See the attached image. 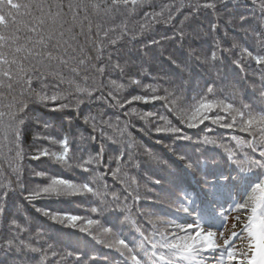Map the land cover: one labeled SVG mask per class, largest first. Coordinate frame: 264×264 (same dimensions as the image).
<instances>
[{
  "label": "snow or ice",
  "instance_id": "6c2138e0",
  "mask_svg": "<svg viewBox=\"0 0 264 264\" xmlns=\"http://www.w3.org/2000/svg\"><path fill=\"white\" fill-rule=\"evenodd\" d=\"M229 3L230 0H161L158 5L155 0H30L28 3L0 0V27L7 28L10 21L16 23L13 9L28 17L22 28H16L12 35L5 36L0 32V65H8L7 70L0 67V87L11 89L14 83L26 84L36 101L54 104L51 111H65L73 104L79 109L80 105L93 100L104 105L96 114L89 112L83 117L82 124L85 129H90V133L87 136L80 133L79 145L70 133L53 134L42 117H31L41 131L33 138L28 158L46 163L49 170H33V178L46 183L30 188L21 183L20 162L25 154L19 144V125L23 124L29 104L22 99H14L8 105L9 112L0 111V120L7 115L10 121L12 140L9 141V152L14 151L15 157L9 166L16 177L15 185L21 193H26L20 199L31 205L40 217L50 221L47 225L41 224L39 218L29 221L23 215L24 205H16V213L8 221V236L6 239L0 237V253L7 258L4 264H24L16 257L44 252L43 247L35 244L47 243L43 239L47 235L43 229H54L57 225L67 231L73 246L77 247V264H95L96 258L88 256L89 237L104 243L100 236L112 237L106 246L124 258L123 264H209V255L214 264H264V74L260 77L259 98L252 104L241 102L237 107L234 96L232 102H227V96L217 98L214 81L203 90V94L193 97L191 104L181 108L183 81L176 85L169 78L150 77L144 67L154 60L167 61L177 68L181 65L188 68L195 62L205 65L209 74L215 72L221 78L217 64L238 47L235 43L229 48L223 46L229 38V30L237 22L244 25L249 20L248 16L230 12ZM6 7L9 9L7 13ZM257 7L259 15L255 25H248L243 31L254 34L259 49L254 55L247 48H242L240 56L241 60L245 56L254 60L264 71V0H259ZM21 9L24 10L22 13ZM141 12L140 20L129 26V19ZM177 14L183 15L178 24L175 23ZM117 17L121 18L119 23L115 22ZM160 24L170 29L171 34L150 39L142 49L127 47L128 43L134 44ZM205 29L213 37L210 56L192 46L205 34ZM216 33H223V38ZM121 44L125 46L121 47ZM168 45L172 46L171 51ZM6 48L9 51H5ZM89 48L95 50V56L89 55ZM114 73L119 75V80L111 79ZM105 76L108 77L106 81L102 79ZM49 77L58 81L52 85L54 91L49 92V86L43 83L39 91L31 88L34 79L42 82ZM145 77L175 86L169 89L159 83L143 85ZM65 83L75 91V99L71 103L64 102L68 94L60 91V85ZM131 87H140L146 94L126 97L124 94ZM160 91L164 95H159ZM157 101L163 102L167 112L187 128H198L209 121L227 129L239 127L241 132L248 133L250 139L233 136V146L221 144L206 134L192 141L184 134L183 128L173 125L167 116L140 112L133 107L137 103ZM253 105L260 110L255 111ZM125 106L129 110L122 113L123 121L120 116L114 120L111 117L104 119L106 109H124ZM13 107L14 111L11 110ZM133 118L145 124V127L137 129L138 132L148 135L146 128L155 121V132L165 134L172 142L163 144L157 140L155 143L161 144L164 151L157 154L145 148L143 158L139 157L135 150L140 145L132 132L136 128ZM98 138L110 144L119 156L109 157L106 163L104 157L108 148L104 142L97 145L95 152L90 151L89 146L96 144ZM215 148L223 149L227 168L217 165L216 154L211 152ZM205 155L211 159V166L209 159H201ZM111 163L116 164L114 169L109 167ZM140 167L159 176V179L150 181L154 185L162 187V181L169 185L166 197L169 212L163 215L148 213L151 217L147 220L150 231L142 229L132 215L133 208L142 197L136 177L130 175V168ZM54 169H58L57 174H52ZM69 174L75 175L69 179ZM109 175L118 180L120 191L110 190L106 183ZM181 176L199 177L197 184L203 200L197 203L199 193L190 190L191 186L185 184ZM16 190L13 181L0 175V216L6 212L9 192ZM234 191L246 194L243 202L232 197ZM225 194L231 199H226ZM81 196L91 197L86 201L95 205L88 209L90 213H108L104 218L111 227H104L97 219L71 212L35 208L37 201ZM149 203L155 204V201ZM233 212L243 213L245 219L235 215L229 229V216ZM180 214L194 216L195 222L181 223ZM140 215L145 213L138 212L137 216ZM18 217L24 220V226ZM33 223L37 231L31 234ZM125 226L135 229L138 241L121 238ZM77 229L86 235H78L74 231ZM25 233H29L27 238ZM236 240L246 241V250L237 247ZM81 244L84 250L79 249ZM36 264H45V258L41 256Z\"/></svg>",
  "mask_w": 264,
  "mask_h": 264
},
{
  "label": "trees",
  "instance_id": "16d2710c",
  "mask_svg": "<svg viewBox=\"0 0 264 264\" xmlns=\"http://www.w3.org/2000/svg\"><path fill=\"white\" fill-rule=\"evenodd\" d=\"M13 2H21L28 3L30 0H13ZM158 5L161 0H155ZM167 2V0H164ZM259 0H230L228 4V10L230 12H234L235 14L248 16L249 20L247 24L241 25L240 23H236L229 30V38L224 43V47L229 48L233 43L237 44L238 47L234 52L230 54H226L221 63L217 64V67L221 69V78H218L213 72L209 74L208 69L205 65L197 64L192 62L191 66L185 68L181 65L180 68H177L167 61H159L154 60L151 61L150 64H145L144 67L150 73V77H162L169 78L175 81V84L178 85L183 81V103L180 104L181 108L186 107L188 104L192 103V98L198 96V94H203V90H205L209 84L214 83V87L217 90V98L224 99L226 96L229 97L227 102H232V97H235L236 106L239 107L240 103L252 104L254 99L259 98L260 89V77L264 74V71L261 70V66L257 65L254 60L248 59L246 56L241 60V49L247 48L249 51H252L255 55L259 49V44L257 43V39L254 34L250 31L249 33H245L243 28L248 27V25H255L256 17H258V5ZM9 9L5 8V13H7ZM148 9H145L147 11ZM158 10V9H157ZM14 14H16V23L9 22V26L7 28L0 27V32H3L5 36H10L14 33L16 28H22L25 21H27L28 17L16 13V11L12 10ZM24 10L21 9L22 13ZM143 16L141 12L138 16H133L129 19V26H132L136 21L140 20ZM120 17L116 18V23H119ZM183 19L182 14H177L175 23H179V21ZM165 34H171L170 29L166 28L163 24L154 26L153 30L143 38L139 39L134 44L128 43V48L133 49H142L143 45L148 43L150 39H160L161 36ZM21 35L23 33L21 32ZM215 35L223 38V33H216ZM81 42L83 43V37L81 38ZM213 44V37L211 34H207V29H205V34L201 36V38L193 43V47L197 48L200 51H203L204 54L209 55ZM124 47V44L120 45ZM170 51L172 50V46L168 45ZM187 47V45H185ZM5 51H9V49H5ZM200 51L197 54H200ZM167 54V53H166ZM89 55L95 56V50L89 48ZM177 55H180L177 52ZM107 53H105L106 59ZM134 59L136 57H133ZM115 59V58H114ZM233 61H240L238 64H234ZM94 63H97L95 60ZM27 63V62H26ZM97 66L99 64L97 63ZM4 70L8 69V65H0ZM14 68V66H13ZM226 76L227 78H222ZM150 77H145L142 80L143 85L147 84H161L164 88L174 87L175 85H169L163 83V80H153ZM97 79H101L97 77ZM105 81L108 79L107 76L103 77ZM113 80H119V75L114 73L111 76ZM79 82V81H78ZM7 83V81H5ZM48 85V91L52 92L55 89L52 85L58 83L54 78H46L42 82L34 79L31 85V88L34 91H39L41 89V85ZM89 84L92 83V80L89 79ZM255 85V89L253 88ZM83 86V85H82ZM60 91L68 94L67 100L65 103H71L75 99V91L74 88L69 86L68 84L60 85ZM22 93V95H21ZM137 94H146L141 92L140 87H131L124 94L126 97H130L131 95ZM159 95H164L163 91L158 93ZM179 96V93L177 94ZM24 100L29 104V108L27 110V115L23 117V124L19 125L20 128V147L24 152V159L20 162L22 167V176L21 183L25 188H30L36 184H43L46 181H43L39 178H33L32 171H48V167L46 163L39 161H32L28 157L31 155L30 145H33L34 136L41 131L40 128L37 127L35 121L31 119L33 116H40L50 125V129L53 130V134L59 132L61 134L70 133L77 145L81 144L80 141V133H83L85 136L89 135L90 129H85L82 124L83 117L87 115L89 112L92 114H96L98 109H103L104 105L99 101H90L80 105L79 109H77L74 104L65 111H51L54 107L53 103H48L47 105L43 103H39L35 100L32 92L28 90L26 84H13L11 89L6 87H0V111L5 113L9 112L10 109L8 105L13 103V100ZM133 107L137 108L140 112H153L159 113L161 115H165L171 120L172 124L177 127H182L184 130V134L191 137L192 141L198 140L200 137L204 135H210L213 138L217 139L221 144L233 145L235 142L232 140L233 136L240 137L242 139H250L248 133L241 132L239 127H234L232 129L223 128L219 125L211 124L209 121H205L204 124L200 125L198 128H187L184 125H180L179 122L172 116L169 112H167L164 107V103L161 101H157L155 103L149 104H134ZM253 109L255 111H259V108H256L253 105ZM12 111L15 110L13 107ZM128 106H125L124 109L119 108H109L106 109V115L104 119H108L111 117L113 120L120 116L121 120H124L123 112L128 111ZM243 110V109H241ZM224 115V113H220ZM228 122H231L228 120ZM133 123L136 125V128L132 130L133 136L140 145V148L136 149V154L143 158V149H150L154 153H161L163 150L161 144L155 143V141L160 140L163 144H169L172 141L166 138L165 134H157L154 130L156 122L153 121L146 128V131H149L148 135H144L137 131V129L145 127L144 122L133 118ZM10 121L7 115L4 116L2 120H0V175L7 177L8 180L13 181V186L17 188L14 192H9L8 200H7V209L3 216H0V237L7 238L8 236V221L13 217L16 213V205L23 204L24 212L23 215L27 216L29 221H33L36 218H39V222L41 224L47 225L50 223L46 218L40 217L39 214L35 211V209L31 206L23 202L20 197L23 194L18 189V186L15 185L16 177L12 175L10 168V161L14 160L15 152H9V148L11 145L9 141L12 140L11 132H10ZM209 129L211 131H209ZM104 142L102 138H98L96 144L90 145L89 150L95 152L97 150V145ZM108 150L105 153V162H108L109 157L119 156L118 152H115L110 144L104 142ZM211 152L216 154V162L217 165L221 168H227L228 162L226 157L224 156V152L222 148L211 149ZM79 155V153H77ZM258 155V154H257ZM201 159H209V165L211 166V159L209 156H202ZM127 160V157L124 158ZM109 167L114 169L116 167L115 163L109 164ZM176 170H178V166H173ZM103 170V169H102ZM58 169L52 170V174H57ZM75 174H69L67 178L72 179ZM130 175L135 176L139 183V192L142 199L135 205L132 210V215L138 220L139 226L142 229H146L150 231L151 226L147 223V220L151 218L148 213H156V214H166L169 212L167 204L169 200L166 199L168 196L167 189L169 185L162 181V187L156 186L151 183V180L159 179V176H154L151 171L146 168L140 167L136 169L130 168ZM211 178V177H209ZM181 179L185 182V184L190 185V190H194L199 193V198L197 203L203 200V193L200 190V186L197 184V179H193L190 176H181ZM106 183L110 187V190L120 191L121 185L118 180L114 179L110 175L106 178ZM232 197L235 198L238 202H243V199L246 198V194L244 192H233ZM226 199H231L225 194ZM91 199V197H70V198H60V199H49V200H41L35 203V208L41 209H50L52 211H67L73 214H77L83 217L97 219L101 222L104 227H111L108 221L104 218L108 215V213H104L102 215H95L88 211L92 205L87 203L86 201ZM149 201H155V204L149 203ZM131 205V201H129ZM227 204L225 207L227 208ZM145 213V215L137 216V213ZM181 223L191 224L194 223V216L185 217L184 214H180L179 216ZM19 222L22 226H24V220L19 218ZM123 219V217H121ZM37 231V226L35 223L32 224L31 234H34ZM47 233V235L43 238L47 241V243L41 245L40 243H36L35 246L43 247L44 252L39 255L27 254L16 257L17 260H21L24 264H36V261L40 259L41 256L45 258V264H77L76 255H77V247H74L72 242L70 241L67 231L62 230L59 225L54 229H48L45 227L43 229ZM78 235L84 236L85 233H80L79 230H74ZM114 231H116L114 229ZM147 234V232H146ZM29 233H25V238ZM93 235H97L94 233ZM127 238L129 241H138L139 235L135 232L134 228H130L125 226L124 228V236L121 238ZM100 239L104 240V243H100L99 240L92 239L89 237V245H88V256L95 257V264H123L124 258L115 250H110L107 248L106 244L110 242L112 239L111 236H100ZM2 242V241H0ZM51 246V250L49 249ZM80 250H84V245H79ZM71 254V255H69ZM87 258V257H86ZM210 258V256L208 257ZM7 258L3 256V253H0V264H4V261ZM91 264V262H90Z\"/></svg>",
  "mask_w": 264,
  "mask_h": 264
},
{
  "label": "rangeland",
  "instance_id": "374dc122",
  "mask_svg": "<svg viewBox=\"0 0 264 264\" xmlns=\"http://www.w3.org/2000/svg\"><path fill=\"white\" fill-rule=\"evenodd\" d=\"M237 214L241 215L242 219H245L243 213H235V212L231 213L230 216H229V221H228V228L229 229H231V225L234 222L233 221V217L235 215H237ZM239 226L240 225L238 224V228H239ZM236 245H237V247H243L246 250L247 242L246 241H241V240H236ZM233 264H237V262H233Z\"/></svg>",
  "mask_w": 264,
  "mask_h": 264
}]
</instances>
